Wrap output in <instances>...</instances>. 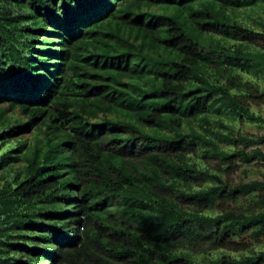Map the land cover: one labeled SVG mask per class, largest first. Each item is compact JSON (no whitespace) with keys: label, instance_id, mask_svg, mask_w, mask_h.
Instances as JSON below:
<instances>
[{"label":"trees","instance_id":"obj_1","mask_svg":"<svg viewBox=\"0 0 264 264\" xmlns=\"http://www.w3.org/2000/svg\"><path fill=\"white\" fill-rule=\"evenodd\" d=\"M246 1L0 0V264H264L232 234L264 236V211L224 209L264 181L191 156L264 160L215 137L264 135L208 118L264 124L244 101L242 72L264 74Z\"/></svg>","mask_w":264,"mask_h":264},{"label":"rangeland","instance_id":"obj_2","mask_svg":"<svg viewBox=\"0 0 264 264\" xmlns=\"http://www.w3.org/2000/svg\"><path fill=\"white\" fill-rule=\"evenodd\" d=\"M264 0H247L242 8H238V12H240L239 21L249 29H252L258 33L264 34V29L260 22L264 24V4H262ZM263 6V7H262ZM262 24V25H263ZM252 50L260 49L264 51V43L262 41L258 42L257 44L251 45ZM262 71V70H261ZM242 76L249 84L245 88L244 92V101L250 107L253 113L264 118V74L258 73V75L254 76L249 72H242ZM251 87V91L250 88ZM218 117L219 121L228 126L227 129H222L218 125L214 124L213 131L216 133H226L231 137L239 134L241 136H246L252 139L260 135H264V124L260 122H251L246 119H241L239 117L231 116L227 113V115L222 114L218 116L215 112H209L208 118L211 120H216ZM201 125L198 120L194 121V126H197L196 129L201 131V128L198 126ZM207 127H210L208 125ZM217 138V143L222 148L228 151L236 150L238 148H247L248 150L260 149L264 152V143L261 144H254L251 146L246 147L245 144L237 143V141H226L223 140L221 136H215ZM14 143V140H10L9 144ZM197 147L195 153L191 156L195 157L196 161L199 163L198 167H210L212 170H216L220 172V175L223 180L228 181L231 186L244 184L247 182L261 180L264 181V160L259 158L252 160L250 162H242L237 161L232 164V161H222L217 159L213 156H208L207 158H203V149L199 150ZM6 149V146L3 150ZM204 164V166H202ZM204 169V168H203ZM0 170V184L2 183V176ZM216 182V181H213ZM203 185L206 183L199 181ZM207 186V185H205ZM196 187H200L196 185ZM188 204V205H186ZM185 205L189 206L192 205L191 201H185ZM244 209L249 212H261L264 211V186H258L257 188L251 189L250 192H247L243 195L238 196L235 200L230 201L227 205H224V209ZM218 211H223V208L218 207ZM215 209L208 210L207 213H216ZM258 228H254L256 230ZM250 231L247 235L241 233L240 229L238 228L236 231H233L234 239L242 244H246L247 250L241 251L239 253L245 254H257L260 251H264V236L260 235L259 237H253ZM196 257L202 264H210L208 261L203 260V257L200 253V249L195 250ZM225 254L230 256L238 255L237 252L233 251H225Z\"/></svg>","mask_w":264,"mask_h":264},{"label":"clouds","instance_id":"obj_3","mask_svg":"<svg viewBox=\"0 0 264 264\" xmlns=\"http://www.w3.org/2000/svg\"><path fill=\"white\" fill-rule=\"evenodd\" d=\"M243 25V24H242Z\"/></svg>","mask_w":264,"mask_h":264}]
</instances>
